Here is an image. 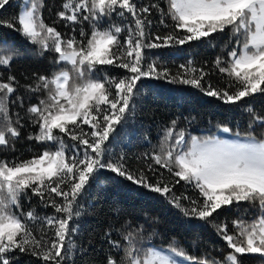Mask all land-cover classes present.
Instances as JSON below:
<instances>
[{"label":"snow or ice","instance_id":"6c2138e0","mask_svg":"<svg viewBox=\"0 0 264 264\" xmlns=\"http://www.w3.org/2000/svg\"><path fill=\"white\" fill-rule=\"evenodd\" d=\"M9 2L0 0V9ZM23 2L15 30L37 46L38 55L55 53L54 63L61 67L50 77L37 76L32 84L23 85L29 92L46 94L27 109V118L38 129L27 138L43 149L29 159L0 160V264H13L18 254L43 264H65L76 248L73 234L82 215L81 200L102 171L113 174L109 179L116 184L130 182L156 194L150 198L166 210L175 209L186 220L201 222L200 227L211 226L232 250L223 262L198 260L175 243L167 251L145 248L135 230L121 232V240H114L110 232L118 229H109L104 234L110 246L106 264H245L241 257L247 254L264 258V138L258 139L252 131L236 133L234 139L199 137L177 130L173 120L159 153L149 157L169 175L161 172L154 182L142 170H129L123 155L113 159L111 152V141L135 113L136 98L147 86L145 79L190 85L225 105L264 95V0H165L166 10L159 3L140 6L135 0H64L51 26L41 15L43 0ZM154 15L172 30L153 36ZM57 24L66 30L64 34ZM226 31L225 47L235 46L227 51V59L217 56L214 61L221 79L226 78L224 88L210 82L205 86L207 73L191 61L181 66L183 72L172 74L147 59L146 49L193 41L212 45L216 34ZM18 52L0 50V67H9ZM100 66L125 71L110 74ZM18 84L11 75L7 82L0 81V147L14 146L24 126L18 112L14 120L9 114L10 102L15 103L10 97ZM16 100L23 104L19 96ZM250 117L249 129L257 124L264 127V116L250 110ZM221 131L231 129L225 126ZM148 170L157 171L151 164ZM181 181L198 195H177L173 189ZM33 198L35 207L24 211L23 201L31 203ZM242 202L250 208L241 207ZM225 207L245 214L252 211L254 218L238 219L230 230L226 222H217ZM49 208L51 213L37 211Z\"/></svg>","mask_w":264,"mask_h":264},{"label":"trees","instance_id":"16d2710c","mask_svg":"<svg viewBox=\"0 0 264 264\" xmlns=\"http://www.w3.org/2000/svg\"><path fill=\"white\" fill-rule=\"evenodd\" d=\"M64 0H43L41 10L42 18L48 25H52L56 19V13L61 11ZM137 5L143 6L150 3H159L166 10L165 0H135ZM22 0H10L9 5L0 9V50L16 52L18 55L11 61L9 67H0V81L7 82L9 75L14 76L19 84L11 95L9 114L15 119L14 113H19L24 125L20 128V136L14 142V146L0 147V160L11 161L19 158L29 159L34 153L42 151L43 146L34 140H29V134H35L38 130L27 118V109L38 104L46 95L41 92H29L23 85L32 84L37 76H51L58 71L61 65L54 63L55 53L45 52L43 56L37 54V46L28 43L16 30L19 25L15 22L22 10ZM151 34L165 35L172 29L164 28L158 23V15H154ZM5 22H12L15 27H8ZM166 23L171 25V20L166 18ZM57 30L65 33L61 24L55 25ZM70 34V32H69ZM217 38L212 45L201 42H190L183 46L163 47L158 49H146L147 59L154 62L159 68L167 69L170 73L183 72L182 65L202 68L205 76V86L210 82L214 87H226L221 74L214 69V61L217 56L227 59V51L235 44L225 47L228 39L225 34H216ZM77 39H80L77 34ZM5 44L7 48L5 49ZM107 69L110 74H120L125 70L113 66H100ZM28 77V79H25ZM147 85L141 90L135 101V113L130 117L128 124L120 132L116 140L111 141L113 159L123 155L124 164L133 171H144L153 182L161 172L168 177L167 170L160 169L149 157L152 153H159L161 139L165 129L171 121L176 120L177 130L186 129L187 133L199 137L209 135L218 136L223 127L231 129L229 133L235 136L240 133L252 131L258 138H264V127L254 125L249 129L250 110L264 116V95L256 94L252 98H244L236 105H225L222 101L213 97H207L190 85L169 84L165 81L148 80ZM231 91V89H229ZM19 96L23 101L16 100ZM19 127V126H17ZM87 128V126H85ZM157 171H149V165ZM113 174L102 171L97 182L90 181L85 195L81 200L82 215L74 225L78 229L73 234L76 248L71 250L65 264H106L109 254V244L104 239V234L109 229H118L110 232L112 239L121 240V232L135 230L142 239L139 243L143 247L154 246L158 249L168 250L169 245L183 249L190 257L202 260L207 258L223 262L232 251L226 242L217 235L211 227H200L199 221L186 220L175 209H165V206L150 197L156 194L145 193L143 189H137L130 182L116 184L115 179H109ZM122 179V178H121ZM173 191L177 195H190L196 197L198 193L183 181L175 185ZM59 199V198H57ZM187 204V201H184ZM35 207V198L30 203L23 201L24 211ZM241 207L250 208L246 202ZM40 214L51 213L53 209H38ZM254 218L252 211L249 214L228 207L220 210L217 222H226L230 230L233 222L243 219L250 222ZM232 234V231H230ZM114 255L116 253H113ZM15 255V254H14ZM241 259L245 264H264V258L258 255L247 254ZM13 264H43L42 260L24 254H18V259Z\"/></svg>","mask_w":264,"mask_h":264},{"label":"rangeland","instance_id":"374dc122","mask_svg":"<svg viewBox=\"0 0 264 264\" xmlns=\"http://www.w3.org/2000/svg\"><path fill=\"white\" fill-rule=\"evenodd\" d=\"M22 3H23V5H22V9H23V7H24V2H23V0H22ZM218 136H219L220 138H222V139H234V138H235V136H232V135H230L229 133H223L222 131H221V133H220ZM161 250L167 251V250H165V249H161ZM250 255H254V254H250ZM176 259L180 260V259H182V258H176Z\"/></svg>","mask_w":264,"mask_h":264}]
</instances>
